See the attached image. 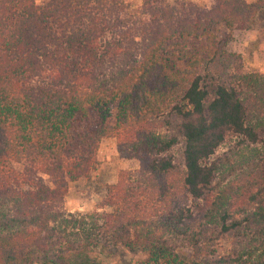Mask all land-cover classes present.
Segmentation results:
<instances>
[{
    "label": "trees",
    "instance_id": "trees-1",
    "mask_svg": "<svg viewBox=\"0 0 264 264\" xmlns=\"http://www.w3.org/2000/svg\"><path fill=\"white\" fill-rule=\"evenodd\" d=\"M264 0L210 7L142 0H0V264H95L110 245L152 264H264V75L238 72L231 35ZM223 31V32H222ZM181 120L177 138L152 130ZM137 161L109 185L110 213L76 215L69 182L98 164L101 139ZM221 147L228 157L217 165ZM74 237L71 241L69 238ZM240 251L221 255L217 239Z\"/></svg>",
    "mask_w": 264,
    "mask_h": 264
},
{
    "label": "rangeland",
    "instance_id": "rangeland-1",
    "mask_svg": "<svg viewBox=\"0 0 264 264\" xmlns=\"http://www.w3.org/2000/svg\"><path fill=\"white\" fill-rule=\"evenodd\" d=\"M46 0H36L38 4ZM199 4L206 7L212 5L213 0H168V2ZM248 3L254 0H246ZM129 12L137 10L142 0H126ZM223 32V31H222ZM230 52L240 56V62L231 68L229 75L238 72L259 73L264 75V12L254 21L251 30L242 33H234L228 45ZM181 120L175 116L164 115L154 122L152 130L164 134L167 137L177 138V143L167 153L172 157L173 162L180 163L182 159V144L179 136V124ZM117 139L103 138L100 141L97 151L98 164L87 178L69 182L67 194L64 199V206L67 212L76 215H90L94 212L110 213L106 198L108 186L117 181L121 170L132 171L137 168V161L123 157L118 150ZM228 157V149L221 147L214 161L222 165ZM71 241L75 238L70 237ZM174 247L176 254L182 260V264H193L192 251L180 239H175ZM217 252L221 255H233L240 251L238 241L232 237H221L216 240ZM58 254H64L61 247H50L45 253H37L33 264H40L38 261L52 259ZM90 260L95 264H152L148 262L145 255L139 248L134 250L124 249L119 246L110 245L106 248L100 247L88 254Z\"/></svg>",
    "mask_w": 264,
    "mask_h": 264
}]
</instances>
